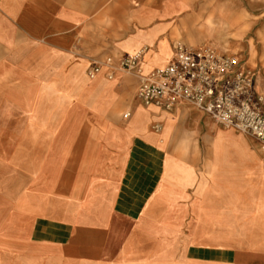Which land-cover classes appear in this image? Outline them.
<instances>
[{
    "label": "crops",
    "instance_id": "1",
    "mask_svg": "<svg viewBox=\"0 0 264 264\" xmlns=\"http://www.w3.org/2000/svg\"><path fill=\"white\" fill-rule=\"evenodd\" d=\"M243 7L0 0V264H264L258 144L210 138L195 109L143 106L122 71L87 75L141 50L145 73L162 67Z\"/></svg>",
    "mask_w": 264,
    "mask_h": 264
},
{
    "label": "built area",
    "instance_id": "2",
    "mask_svg": "<svg viewBox=\"0 0 264 264\" xmlns=\"http://www.w3.org/2000/svg\"><path fill=\"white\" fill-rule=\"evenodd\" d=\"M144 50L118 60L107 55L92 63L87 75L108 78L122 71L138 80L136 97L145 107L172 111L184 106L198 110L218 127L249 135L264 156V89L261 71L247 65L241 54L226 53L211 45L190 46L177 42L172 59L145 73ZM129 112L124 114L127 117ZM159 130L160 125H153Z\"/></svg>",
    "mask_w": 264,
    "mask_h": 264
},
{
    "label": "rangeland",
    "instance_id": "3",
    "mask_svg": "<svg viewBox=\"0 0 264 264\" xmlns=\"http://www.w3.org/2000/svg\"><path fill=\"white\" fill-rule=\"evenodd\" d=\"M244 7L237 14L219 20H209L212 30L213 47L226 53L241 54L247 60V65L257 67L260 71V81L264 86V0H242ZM262 29L261 34L258 30ZM201 126L205 128L204 118ZM217 126V125H216ZM218 127V126H217ZM231 135L233 138L252 139L249 135L234 130H221L214 128L210 138H218V135ZM199 138L197 130H191L184 136L186 140ZM206 138V137H204ZM22 264H35L29 259H23Z\"/></svg>",
    "mask_w": 264,
    "mask_h": 264
}]
</instances>
